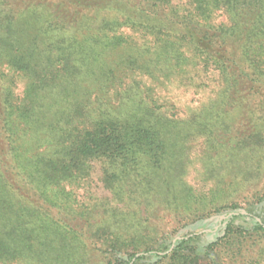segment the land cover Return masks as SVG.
Wrapping results in <instances>:
<instances>
[{
  "label": "trees",
  "instance_id": "16d2710c",
  "mask_svg": "<svg viewBox=\"0 0 264 264\" xmlns=\"http://www.w3.org/2000/svg\"><path fill=\"white\" fill-rule=\"evenodd\" d=\"M0 264H264V0H0Z\"/></svg>",
  "mask_w": 264,
  "mask_h": 264
},
{
  "label": "rangeland",
  "instance_id": "374dc122",
  "mask_svg": "<svg viewBox=\"0 0 264 264\" xmlns=\"http://www.w3.org/2000/svg\"><path fill=\"white\" fill-rule=\"evenodd\" d=\"M164 90L162 93L168 94L166 97L175 100L180 106V116L187 115L188 108H192L199 104L202 100H204L208 95L207 93L201 91V92H195L192 88L186 90L184 88H179L174 86V84L168 85L167 88H163ZM161 93V94H162ZM191 103V104H189ZM200 140L192 141L188 152L190 154V157L192 158V163L189 165L188 172L184 176L185 181L192 185L194 188L198 189L203 184L199 181V178L197 176V172L199 169V165L197 163V157L198 152L200 151ZM245 203V202H244ZM244 203H241V205H245ZM176 224V221L171 220L170 223H164L165 229L169 230L172 226Z\"/></svg>",
  "mask_w": 264,
  "mask_h": 264
}]
</instances>
